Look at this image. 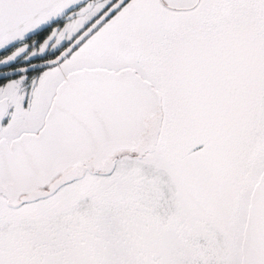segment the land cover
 Returning a JSON list of instances; mask_svg holds the SVG:
<instances>
[{
    "label": "snow or ice",
    "instance_id": "6c2138e0",
    "mask_svg": "<svg viewBox=\"0 0 264 264\" xmlns=\"http://www.w3.org/2000/svg\"><path fill=\"white\" fill-rule=\"evenodd\" d=\"M0 264H264V0H0Z\"/></svg>",
    "mask_w": 264,
    "mask_h": 264
}]
</instances>
